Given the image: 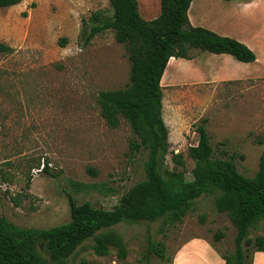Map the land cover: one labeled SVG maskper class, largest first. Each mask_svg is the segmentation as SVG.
<instances>
[{"label": "rangeland", "instance_id": "374dc122", "mask_svg": "<svg viewBox=\"0 0 264 264\" xmlns=\"http://www.w3.org/2000/svg\"><path fill=\"white\" fill-rule=\"evenodd\" d=\"M237 1L210 0L203 7L213 17L223 6L227 14L222 18L217 12L216 19L230 27L237 23L230 15ZM137 3L144 19L158 15L159 0ZM111 15L108 0H22L0 7V42L11 47L0 53V216L16 226L48 228L67 222L69 197L109 209L144 178L145 150L131 151L134 135L128 123L121 118L117 127L107 125L97 100L99 91L129 82L125 44L115 40L112 29L84 41L90 26ZM257 51L261 58L263 51ZM190 55H197L200 78L189 75L187 62L176 65L181 68L174 78L171 68L161 78L169 145L163 166L173 168L171 153L180 152L184 165L178 168L185 180L191 179L194 162L187 149L197 143L195 128L205 119L214 156L232 155L238 172L252 177L264 149V75L211 80L203 74L217 68L221 59L200 49H191ZM213 201V194L200 195L179 221L161 217L114 225L111 229L126 248L124 259L113 246L107 255H97L91 237L69 262L199 264L207 248L221 259L233 251L235 228ZM257 235L264 236V219L249 227L248 237ZM155 243L164 257L150 253L146 258L147 247Z\"/></svg>", "mask_w": 264, "mask_h": 264}, {"label": "trees", "instance_id": "16d2710c", "mask_svg": "<svg viewBox=\"0 0 264 264\" xmlns=\"http://www.w3.org/2000/svg\"><path fill=\"white\" fill-rule=\"evenodd\" d=\"M20 1L0 0V7ZM191 1L159 0L158 15L147 20L139 13L137 0H108L111 17L90 26L84 41L112 29L115 40L125 44L130 61L129 82L124 88L99 91L97 100L107 125L115 128L121 118L128 123L134 135L131 151L145 150L144 178L109 209L95 207L89 201L76 203L69 197V220L48 228L19 227L0 216V264H72L69 257L91 237L97 255H107L113 246L117 256L124 259L126 248L121 236L111 229L114 225L161 217L168 222L179 221L191 202L203 194L214 195L216 210L226 213L235 228L234 248L222 255L223 264H251L252 253L264 251V236L248 237L249 227L264 219V149L255 174L244 176L238 172L232 155L214 156L202 119L195 128L197 143L187 149L194 162L191 179L185 180L178 168L184 165L180 152L171 153L173 168L163 166L169 145L161 111L160 80L169 58L190 59L191 49L228 53L241 62H252L256 57L248 46L232 37L192 26L187 16ZM9 51L11 47L0 42V53ZM42 170L48 171L46 163ZM89 170L96 173L93 168ZM150 253L164 257L157 243L147 247L145 257Z\"/></svg>", "mask_w": 264, "mask_h": 264}, {"label": "crops", "instance_id": "0c3cea01", "mask_svg": "<svg viewBox=\"0 0 264 264\" xmlns=\"http://www.w3.org/2000/svg\"><path fill=\"white\" fill-rule=\"evenodd\" d=\"M209 1L192 0L190 2L187 10L189 23L192 26H202L216 32L217 34L229 36L244 43L255 53L256 57L252 62H241L239 60L238 62H235V60H233L228 53H215V56L211 57H218V59H221V62H218L217 68H210L208 72L206 71L207 73L205 72V74H203V76L205 75V77H209L211 80L216 81H230L264 75V0H238L237 5L232 8L234 13H229L233 16V18H235L237 23H233L230 27L225 26L227 24L226 21L221 23L220 19H216V14L218 13L222 18L227 14L222 13L223 6L215 9L213 17L208 15V9L203 6ZM224 1L232 3L233 0ZM205 11H207L206 15ZM233 26L236 27L231 28ZM261 26L263 30L261 29ZM258 49L263 51V54H261L263 58L259 57L257 51ZM172 59H174V66L171 63ZM183 59L184 58L180 57H170L165 70L171 68V76L174 78L179 74L178 68H181L176 65L187 62V65H189V75L192 73V77L200 78L202 75L200 67L196 65L197 55L195 57H191L190 59H186V61ZM254 66L257 68L256 72L249 70V67ZM161 81L162 80H160V84ZM203 257L204 259L200 261L199 264H223V259L216 257L211 249L207 248L204 251ZM173 264L180 263L174 260ZM184 264L190 263L186 262ZM251 264H264V251H254L251 256Z\"/></svg>", "mask_w": 264, "mask_h": 264}]
</instances>
